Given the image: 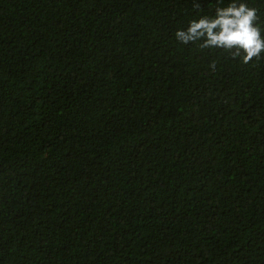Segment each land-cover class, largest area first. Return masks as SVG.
I'll list each match as a JSON object with an SVG mask.
<instances>
[{"label":"trees","instance_id":"1","mask_svg":"<svg viewBox=\"0 0 264 264\" xmlns=\"http://www.w3.org/2000/svg\"><path fill=\"white\" fill-rule=\"evenodd\" d=\"M232 2L0 0V264H264V53L175 37Z\"/></svg>","mask_w":264,"mask_h":264},{"label":"clouds","instance_id":"2","mask_svg":"<svg viewBox=\"0 0 264 264\" xmlns=\"http://www.w3.org/2000/svg\"><path fill=\"white\" fill-rule=\"evenodd\" d=\"M257 20L255 8L234 0L227 7L216 8L214 16L190 21L185 30L175 33V37L184 45L200 42L201 48L223 49L247 64L264 53V38ZM210 67L215 69V64Z\"/></svg>","mask_w":264,"mask_h":264}]
</instances>
